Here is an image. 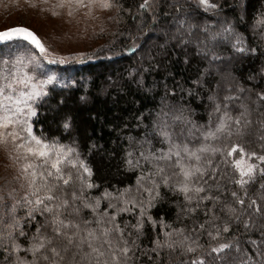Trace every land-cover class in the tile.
I'll return each mask as SVG.
<instances>
[{
  "label": "trees",
  "instance_id": "obj_1",
  "mask_svg": "<svg viewBox=\"0 0 264 264\" xmlns=\"http://www.w3.org/2000/svg\"><path fill=\"white\" fill-rule=\"evenodd\" d=\"M116 2L120 7L116 8L118 13L110 28L99 33L97 42H94L97 45L83 58L52 62L24 41L0 47V69L4 68V61L11 65L17 58H23L25 70H30V74L38 79H47L51 74L54 77L53 82L46 86L48 95L35 104L37 115L31 119L32 130L38 137L49 141L56 139L77 148L81 158L92 169L91 181L97 185L87 190L89 198H100L105 191L115 195L117 190L135 186L141 169L126 164L127 153L134 151L138 142L152 140L153 120L161 107L183 109V116L190 123H178L177 130L191 128L194 136L186 139L190 146H197L203 142L201 133L209 127L214 130L217 125L220 114L214 112V100L210 97L217 101L222 99L225 78L246 90L242 97L249 92L264 91V34L253 30L250 25L253 16L264 13V0H215L220 6L216 12L197 9L194 0H179L183 5L179 14L168 6L173 0H162L156 13V23L151 22L149 14H138V5L142 0ZM241 5L246 11L241 10ZM9 11L8 3L0 0V29L11 28L8 23H1L7 22ZM180 17H185L194 25L192 36L185 37L188 43H181L176 32L174 18ZM227 24H231L234 34L239 35L245 46L254 48L255 52L237 53L230 40L212 42L208 40V34L201 31L202 26H207L212 33L222 31ZM151 33L156 36L154 43H151ZM208 49L220 58L211 60V53L205 55ZM230 108L232 115L238 114L235 104ZM69 118L71 127L65 129L63 123ZM252 119H256L255 115ZM255 128L254 125L250 130L251 135L233 136L231 140L223 141L209 140L207 144L210 147L223 145L225 150L236 144L243 147L245 153H256V156H245L249 163L257 166L254 183L246 187L249 196L261 203L259 197L264 195V190L260 185L264 183V175L259 169L264 168V162L257 157L264 155V140L257 139ZM152 144L154 150H167V145L155 140ZM212 159L219 169L217 183L220 192L214 194L219 195L220 203L203 201L197 207L195 201L189 204L182 194L161 185L160 197L152 207L147 208L143 217L142 234L137 241L140 247L137 264H155L156 254L150 250L155 246L154 240H163L166 232L184 229L185 235L207 245L210 239L199 226L204 224L205 229L211 231L212 223L223 226L229 220V213L221 211V208L232 201V191H243L231 182L234 175L239 176L231 163L240 159L239 148L232 156L217 154ZM148 167L141 161V168L147 170ZM2 183L4 190L14 186L7 180ZM2 187L0 185V189ZM108 203L107 199H101V210ZM189 208L196 210L186 211ZM140 211L139 208H132L119 213L117 222L135 235L132 225L140 219ZM24 213V209H18L20 217L23 218ZM82 214L88 217L89 210H84ZM44 222L45 217L39 213L35 219H22L28 237L18 238L21 248L28 246L27 239ZM229 227L230 232L223 236L238 237L242 247L254 255L250 241L261 242L259 231L245 233L235 221L230 222ZM4 248L0 244V264H11L13 257ZM143 252L153 259L142 255ZM19 255L22 258L25 256L23 252ZM181 259L186 261L188 257H177L175 264H180ZM159 264H164V253H161Z\"/></svg>",
  "mask_w": 264,
  "mask_h": 264
},
{
  "label": "snow or ice",
  "instance_id": "obj_2",
  "mask_svg": "<svg viewBox=\"0 0 264 264\" xmlns=\"http://www.w3.org/2000/svg\"><path fill=\"white\" fill-rule=\"evenodd\" d=\"M161 2L142 0L138 14H149L151 22L156 23ZM194 3L204 12H216L220 7L215 0H194ZM65 4L89 10L120 7L116 0H59L57 6L62 8ZM168 6L177 14L183 9L179 0H173ZM241 10L246 11L243 5ZM174 23L180 42L188 43L185 37L192 36L194 25L185 17L174 18ZM250 25L253 30L264 34V13L253 16ZM201 31L207 33L208 40L212 42L230 40L237 53L255 52L234 34L231 24L214 33L209 32L207 26H202ZM14 38L27 41L47 55L48 50L41 40L28 28L12 27L0 31V40ZM209 53L211 60L220 58L211 49L205 55ZM25 67L24 59L17 58L11 65L4 61V68L0 69V144L11 143L15 152L13 159L18 165L9 182L14 186L0 189V244L13 257L11 264H137V252L140 251L137 241L142 234L143 217L147 208L160 197L161 185L182 194L189 204L195 201L197 207L203 201L220 203L219 195L214 194L220 192L217 183L219 169L214 166L212 158L217 154L232 156L237 148L240 159L231 163L239 176L234 175L231 182L243 191H232V201L221 208V211L229 213V220L223 226L212 223L211 231L206 230L204 224L199 226L210 239L207 245L185 235L184 229H175L164 233L163 240H154L155 246L150 251L156 254L155 264H159L161 253H164V264H175L177 257L184 256L188 259H181L180 264H206V261L207 264H264V195L259 197L261 203H258L257 199L249 196L246 187L254 183L257 166L249 163L245 156H256V153H245L243 147L236 144L227 150L223 145L210 147L207 144L209 140L223 141L231 140L233 136L251 135L254 125L257 139L264 140V91L249 92L242 97L246 90L225 78L222 99L217 101L210 97L214 100V112L220 114L217 125L214 130L209 127L201 133L203 142L197 146H190L186 139L194 136L191 128L177 130L178 123H190L183 116V109L161 107L153 120L152 140L167 145V150H154L152 140L138 142L135 150L127 153L126 159L127 165L141 169L135 186L117 190L115 195L105 191L100 198H89L87 190L97 185L91 181L92 169L81 158L77 148L33 133L31 119L37 115L35 104L48 95L46 86L53 82L54 77L38 79ZM232 104L239 109L236 115H232ZM254 115L255 120L252 119ZM63 127H71L70 118L65 119ZM257 159L264 162V155ZM141 161L149 165L147 170L141 168ZM259 171L264 175V168ZM260 188L264 190V183ZM101 199L109 201L103 210L100 208ZM132 208L141 210L140 219L132 225L135 235L117 222L119 213ZM18 209L25 210L23 218L18 215ZM84 210H89L88 217L82 214ZM195 210L186 209L189 212ZM37 213L45 217V222L27 239L28 246L21 248L18 238L28 237L22 219H35ZM232 221L241 225L245 233L259 231L261 242L250 241L254 255L242 247L238 237L223 236L230 232L229 223ZM21 252L25 254L23 258L19 255ZM141 254L153 259L147 252Z\"/></svg>",
  "mask_w": 264,
  "mask_h": 264
},
{
  "label": "rangeland",
  "instance_id": "obj_3",
  "mask_svg": "<svg viewBox=\"0 0 264 264\" xmlns=\"http://www.w3.org/2000/svg\"><path fill=\"white\" fill-rule=\"evenodd\" d=\"M1 1L8 3L10 10L7 22L1 23H8L11 28L12 26H25L32 29L48 50L46 57L52 62L83 58L95 48L97 43L94 42H97V36L110 28L112 20L118 13L117 7L111 10L99 8L89 10L65 4L61 8L57 6L59 0ZM70 11L71 15H69ZM150 36L151 43L156 42V36L152 33ZM14 156L15 152L11 143L0 144L1 187L3 186L2 181L7 180L10 184L9 182L16 174L18 165L13 159Z\"/></svg>",
  "mask_w": 264,
  "mask_h": 264
},
{
  "label": "water",
  "instance_id": "obj_4",
  "mask_svg": "<svg viewBox=\"0 0 264 264\" xmlns=\"http://www.w3.org/2000/svg\"><path fill=\"white\" fill-rule=\"evenodd\" d=\"M18 27H25V26H18ZM25 28H27V27H25ZM29 29V28H28ZM5 30H7V29H5ZM29 30H31V29H29ZM2 31H4V30H2ZM32 31V30H31ZM33 32V31H32ZM34 33V32H33ZM14 41H24L23 39H16V38H14V39H12V40H9V41H3V40H0V46H4V45H7V44H9V43H12V42H14ZM24 42H27V41H24ZM28 43V42H27ZM30 44V43H29ZM31 45V44H30ZM31 46H33V45H31ZM34 47V46H33ZM35 48V47H34ZM36 50H39V49H37V48H35Z\"/></svg>",
  "mask_w": 264,
  "mask_h": 264
}]
</instances>
